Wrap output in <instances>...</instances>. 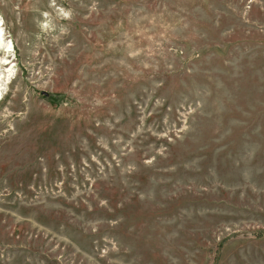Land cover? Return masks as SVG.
<instances>
[{"label":"rangeland","instance_id":"obj_1","mask_svg":"<svg viewBox=\"0 0 264 264\" xmlns=\"http://www.w3.org/2000/svg\"><path fill=\"white\" fill-rule=\"evenodd\" d=\"M0 25V264H264V0H0Z\"/></svg>","mask_w":264,"mask_h":264},{"label":"bare ground","instance_id":"obj_2","mask_svg":"<svg viewBox=\"0 0 264 264\" xmlns=\"http://www.w3.org/2000/svg\"><path fill=\"white\" fill-rule=\"evenodd\" d=\"M10 52H11V46L9 47L5 43L4 34L2 33L1 25H0V55H2V58L0 59V88L3 86L5 82H7L10 79V71L6 70V68L10 64H12V62H9Z\"/></svg>","mask_w":264,"mask_h":264}]
</instances>
